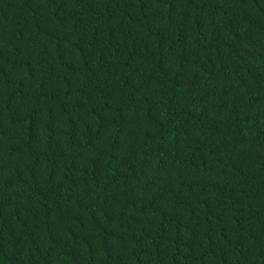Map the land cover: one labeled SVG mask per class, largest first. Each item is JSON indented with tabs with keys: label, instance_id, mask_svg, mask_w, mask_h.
<instances>
[{
	"label": "trees",
	"instance_id": "trees-1",
	"mask_svg": "<svg viewBox=\"0 0 264 264\" xmlns=\"http://www.w3.org/2000/svg\"><path fill=\"white\" fill-rule=\"evenodd\" d=\"M0 264H264V0H0Z\"/></svg>",
	"mask_w": 264,
	"mask_h": 264
}]
</instances>
